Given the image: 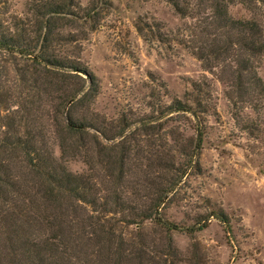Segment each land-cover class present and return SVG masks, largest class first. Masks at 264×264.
I'll return each mask as SVG.
<instances>
[{
  "label": "trees",
  "instance_id": "trees-1",
  "mask_svg": "<svg viewBox=\"0 0 264 264\" xmlns=\"http://www.w3.org/2000/svg\"><path fill=\"white\" fill-rule=\"evenodd\" d=\"M163 1L187 20L176 41L215 70L234 116L241 118L235 109L264 113V81L257 73L264 67V0ZM95 2L81 7L74 0H28V15L0 11V51L22 63L15 66L12 87L1 78L6 68L0 69V264H174L170 238L151 250L142 237L125 239L107 213L124 211L134 224L152 220L167 233L200 229L182 228L160 212L196 164L209 85L193 83L190 97L173 98L162 110L187 113L195 121L189 146L170 149L164 141L158 175L151 179L133 168L143 169V156L134 162L124 128L110 134L97 126L91 109L95 76L64 49L78 46L93 29ZM235 3L248 17L229 15L227 7ZM253 122L242 128L260 132ZM54 142L62 157L80 158L88 172L69 171L54 157ZM95 164L103 172L100 179ZM134 169L143 177L133 178Z\"/></svg>",
  "mask_w": 264,
  "mask_h": 264
},
{
  "label": "rangeland",
  "instance_id": "rangeland-1",
  "mask_svg": "<svg viewBox=\"0 0 264 264\" xmlns=\"http://www.w3.org/2000/svg\"><path fill=\"white\" fill-rule=\"evenodd\" d=\"M27 1L0 0V11L10 16L28 15ZM74 1L81 7L90 5V0ZM94 7L93 29L76 43L78 46L65 45L64 49L95 76L97 92L91 109L97 126L110 134L124 128L131 157L136 156L135 162L142 155L138 162L150 173L136 164L133 168L151 179L158 175L164 141L165 148L189 146L195 121L187 113L162 110L173 98L190 97L195 82L205 81L210 92L203 100L207 111L200 115L203 136L196 164L160 212L182 228L193 225L200 229L167 233L152 220L128 223L131 216L124 211L105 216L125 239L142 237L151 250H160L165 238H170L174 264H264V113L235 109L241 118L234 116L225 98L226 87L215 77V70L203 67L177 43L187 20L165 1L98 0ZM227 11L235 18L249 15L236 3ZM21 65L16 55L0 51V69L6 68L1 77L4 84L12 87L16 83L14 69ZM257 73L264 81V67ZM251 119L260 132L250 134L242 128V123H251ZM51 147L54 157L69 171L88 172L80 158L62 157L56 142ZM170 155L173 159L177 156L174 151ZM132 172L135 179L143 177L135 169ZM93 173L101 178L99 164ZM219 213L224 221L218 219Z\"/></svg>",
  "mask_w": 264,
  "mask_h": 264
}]
</instances>
